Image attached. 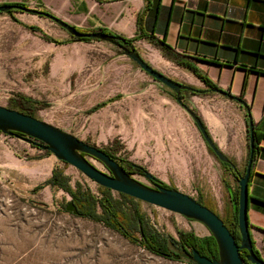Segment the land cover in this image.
<instances>
[{
  "label": "crops",
  "instance_id": "obj_1",
  "mask_svg": "<svg viewBox=\"0 0 264 264\" xmlns=\"http://www.w3.org/2000/svg\"><path fill=\"white\" fill-rule=\"evenodd\" d=\"M14 2L44 7L76 28H105L127 39L137 37L132 43L140 54L149 55V62L172 64L179 75L175 80L208 90L189 92L188 103L238 171L249 154L246 108L210 91L200 76L247 103L260 139L250 170L246 216L253 246L264 259V0H0V4ZM15 16L55 35L45 30L42 20H50L44 16ZM30 34L40 51L50 56L48 80L90 112L73 122L77 126L73 135L102 148L116 140L117 152L126 160L185 193L209 176L232 177L221 171L220 161L173 94L164 92L163 85L135 68L130 59L115 52L101 62L92 56L93 41L55 45L39 32ZM57 36L68 40L62 32ZM70 46L77 51L70 53ZM236 188L226 185L229 214L234 204L230 194Z\"/></svg>",
  "mask_w": 264,
  "mask_h": 264
},
{
  "label": "rangeland",
  "instance_id": "obj_2",
  "mask_svg": "<svg viewBox=\"0 0 264 264\" xmlns=\"http://www.w3.org/2000/svg\"><path fill=\"white\" fill-rule=\"evenodd\" d=\"M30 8L45 9L36 5ZM19 13L29 14L14 9L9 13H0V106L19 109L16 102L20 96L26 97L35 102L31 107L36 118L73 134L77 127L73 126V122L80 114L85 117L90 112L84 110V104H76V99L69 92L64 93V89H59L48 80L46 63L50 56L40 51V45L35 42L30 32H39L42 38H54L58 42L44 40L55 45L74 41V37L58 24L42 20L45 30H53L55 34L48 35V31L44 32L36 26L21 22L15 16ZM27 26L35 30L31 31ZM60 32L67 35L68 40L60 39L57 36ZM93 42L95 45L91 51L95 60L105 62L115 52L123 55L118 47L108 42ZM70 47V53L77 51L74 46ZM35 50L38 51L33 52ZM98 50L102 52L99 53ZM63 51L66 53V50ZM141 53L144 54H140L144 59L149 58L146 52ZM146 61L172 79L179 76L178 70L172 64L163 62L159 65L147 59ZM133 64L135 68H139L134 62ZM164 92L173 94L166 87ZM183 95L184 102L189 105L190 93ZM86 143L92 144L88 140ZM99 147L103 149L104 146ZM114 154L119 159L126 160L121 152ZM87 159L100 170L107 172L100 161L91 157ZM244 166L245 164L241 165L240 171ZM221 171H226L223 166ZM131 176L145 185H151L143 174L135 172ZM213 177L209 176L205 183H194L188 194L199 198L205 206L226 219L231 214L227 212L226 185L237 183L232 177ZM64 181L72 191L77 183L100 195L99 185L88 180L68 163L56 159L53 154L38 146L0 133V264H191L145 250L98 221L66 210L67 204L74 200L68 191L60 187ZM112 193L115 198L119 196L114 191ZM137 204L140 212L165 236L177 240L178 231L193 232L198 237L209 236V231L201 223L139 200Z\"/></svg>",
  "mask_w": 264,
  "mask_h": 264
},
{
  "label": "water",
  "instance_id": "obj_3",
  "mask_svg": "<svg viewBox=\"0 0 264 264\" xmlns=\"http://www.w3.org/2000/svg\"><path fill=\"white\" fill-rule=\"evenodd\" d=\"M27 12L32 15L44 16V18L58 24L61 29L65 30L69 35L74 37V41H82L84 38L92 40H101L108 42L122 52L123 55L132 59V61L154 81L162 84L171 90L174 99L185 113L193 120V124L200 132L203 141L211 150L212 154L223 164H229L233 171H236L234 165L229 158L223 154L222 150L214 142L211 135L203 124L202 119L193 108L184 102L182 92L189 91L193 94L205 92L208 90H199L191 85L181 83L172 79L163 72L152 67L136 50L134 43L126 40L124 37L116 34L104 33L98 29L95 31H79L59 17L45 12L44 10L30 8V6H22L14 4H0V13L11 10ZM210 91L222 93L232 100L237 101L241 106L245 107L248 118V146L249 154L246 160V169L244 173L239 175L236 173V182L238 187L237 199V226L240 241L234 238V235L228 230L224 221L218 213L206 207L205 204L198 202L190 194L179 191L175 187H163L158 177L146 171L143 175L148 182H152L150 186L132 177L122 166L119 161L106 154L101 147L88 144L86 141L71 134V132L56 127L32 115L14 110L8 107L0 106V133L9 134L17 137L29 144L40 147V149L50 152L56 159L68 163L71 167L82 173L88 180L96 183L100 187L110 189L115 193L129 195L130 198L145 202L146 204L160 207L174 214L181 215L191 221L203 224L209 231V235L216 242V255L210 257L203 256L196 249H192L191 253L180 252L178 259L191 264H243V260H247L251 264H264V259L257 256L252 248V240L249 234V224L247 221L248 206V184L250 178V170L252 169L254 154V122L249 112V106L239 96L229 95L224 90L209 88ZM87 157H91L100 161L102 166L107 170L104 172L96 167ZM74 204L68 203L66 210L75 213ZM245 255L243 256V253Z\"/></svg>",
  "mask_w": 264,
  "mask_h": 264
},
{
  "label": "trees",
  "instance_id": "obj_4",
  "mask_svg": "<svg viewBox=\"0 0 264 264\" xmlns=\"http://www.w3.org/2000/svg\"><path fill=\"white\" fill-rule=\"evenodd\" d=\"M15 3V2H14ZM8 3V4H14ZM15 5H22L27 6L26 3H15ZM40 10H44L40 8ZM12 11V10H11ZM7 11L6 13H9ZM46 12V11H45ZM29 30L34 31L33 27H29ZM102 30L104 33L114 34L105 28H98ZM38 30V29H36ZM79 31H85L84 29H77ZM117 35V34H116ZM44 38L48 41L58 42L54 38L44 36ZM126 40L132 42L135 41L137 37L133 38H125ZM82 41L84 42H91L92 39L84 38ZM164 44V49H167V46ZM185 66L191 68L196 72L195 68L187 63H183ZM200 79L204 81L209 88H214L205 77L200 76ZM184 99V97H183ZM107 102L100 103L92 107V110L97 109L100 106H103ZM16 104L19 106V109H16L20 112L26 113V115H32V107L31 104H35V102L29 101L26 97H19L18 102ZM254 154L257 148L258 141L260 137L257 135L254 129ZM115 146V147H114ZM208 148V147H207ZM209 149V148H208ZM118 150V145L116 140H113L108 146L103 148V151L111 156L112 158L116 159L121 163V166L130 174L137 172L143 174L145 170L144 167L141 165H137L132 163L129 160H121L114 154ZM209 151H211L209 149ZM253 154V155H254ZM234 165H236L233 161H231ZM221 163V162H220ZM221 165L224 169L236 180V171L239 175L244 173V169H246V163L244 168L241 171H233L229 164ZM153 184L152 182H150ZM163 187H171L167 186L164 183H160ZM63 190H66L70 193L73 198L74 210L75 214L81 215L86 219L98 221L99 223L103 224V226L113 229L114 231L122 234L132 243L138 244L142 246L145 250L150 252L156 253L158 255L173 258L174 260L178 259L181 255L180 252L184 251L188 254L191 253V250L194 248L200 252L203 256L210 257L217 253L216 250V242L211 235L206 237H198L193 232L189 231H178L177 232V240L171 236H165L156 228V226L149 220L148 217L144 215V213L140 212V208L138 207V200L130 198L129 195L119 194L118 197L115 198L114 194L110 189L103 188L99 186V194L96 195L92 193L87 187L81 186V184H75L74 191L70 190L67 185V182L64 181L60 185ZM231 195V201L233 204L232 212L228 218L223 219L221 218L225 225L229 228L228 230L234 235L235 240L237 243L240 241V236L238 233V226H237V199H238V187L235 189ZM198 202H201L199 198H195ZM202 204H205L201 202ZM208 207V206H206ZM209 208V207H208ZM211 209V208H210ZM213 210V209H211ZM214 211V210H213ZM252 244L254 245L253 241ZM252 245L253 251L256 253L257 256L260 257L259 252L255 249ZM206 251H210V256L204 254ZM245 252L243 253V256ZM182 261V260H181ZM243 264H251L246 259L243 260Z\"/></svg>",
  "mask_w": 264,
  "mask_h": 264
},
{
  "label": "flooded vegetation",
  "instance_id": "obj_5",
  "mask_svg": "<svg viewBox=\"0 0 264 264\" xmlns=\"http://www.w3.org/2000/svg\"><path fill=\"white\" fill-rule=\"evenodd\" d=\"M186 92H189V91L182 92V95H183V93H186ZM190 93H192V92H190ZM183 97H184V95H183ZM204 254H207L210 256V251H206ZM213 255H216L215 252H213Z\"/></svg>",
  "mask_w": 264,
  "mask_h": 264
}]
</instances>
